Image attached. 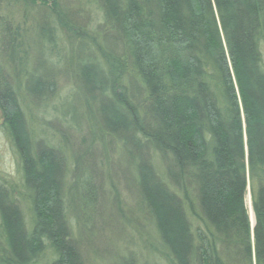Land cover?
<instances>
[{"label":"trees","instance_id":"obj_1","mask_svg":"<svg viewBox=\"0 0 264 264\" xmlns=\"http://www.w3.org/2000/svg\"><path fill=\"white\" fill-rule=\"evenodd\" d=\"M262 47L264 0H0V264H264Z\"/></svg>","mask_w":264,"mask_h":264},{"label":"rangeland","instance_id":"obj_2","mask_svg":"<svg viewBox=\"0 0 264 264\" xmlns=\"http://www.w3.org/2000/svg\"><path fill=\"white\" fill-rule=\"evenodd\" d=\"M64 1L70 3V5H72L73 3V0H64ZM262 51H263L262 53L264 57L263 47H262ZM66 82L61 83L62 92H64L67 87ZM0 122H1V113H0ZM20 180L21 178H20V171L17 165V157L11 147L10 142L8 141V138L6 137L5 133L2 131L1 124H0V182H3V184L7 186L11 184H15V186L21 188L19 185ZM4 181H7V182H4ZM246 203H247L248 212H249L250 219H251L252 209H251L249 191L246 194ZM123 248L126 250L128 246H123ZM126 253H128V251H126Z\"/></svg>","mask_w":264,"mask_h":264},{"label":"bare ground","instance_id":"obj_3","mask_svg":"<svg viewBox=\"0 0 264 264\" xmlns=\"http://www.w3.org/2000/svg\"><path fill=\"white\" fill-rule=\"evenodd\" d=\"M251 219H252V221H253V215H252V213H251Z\"/></svg>","mask_w":264,"mask_h":264},{"label":"water","instance_id":"obj_4","mask_svg":"<svg viewBox=\"0 0 264 264\" xmlns=\"http://www.w3.org/2000/svg\"><path fill=\"white\" fill-rule=\"evenodd\" d=\"M251 223H252V225L254 224V219H253V221L251 220Z\"/></svg>","mask_w":264,"mask_h":264},{"label":"flooded vegetation","instance_id":"obj_5","mask_svg":"<svg viewBox=\"0 0 264 264\" xmlns=\"http://www.w3.org/2000/svg\"><path fill=\"white\" fill-rule=\"evenodd\" d=\"M1 120H2V118H1ZM0 124H1V122H0Z\"/></svg>","mask_w":264,"mask_h":264}]
</instances>
